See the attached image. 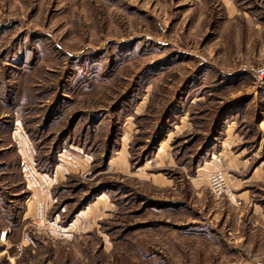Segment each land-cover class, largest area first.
<instances>
[{"label": "rangeland", "instance_id": "374dc122", "mask_svg": "<svg viewBox=\"0 0 264 264\" xmlns=\"http://www.w3.org/2000/svg\"><path fill=\"white\" fill-rule=\"evenodd\" d=\"M0 264H264V0H0Z\"/></svg>", "mask_w": 264, "mask_h": 264}, {"label": "built area", "instance_id": "2783aa9c", "mask_svg": "<svg viewBox=\"0 0 264 264\" xmlns=\"http://www.w3.org/2000/svg\"><path fill=\"white\" fill-rule=\"evenodd\" d=\"M207 181L210 192L214 196L228 199L231 204L236 206L240 204L239 199L228 189L226 180L220 171L209 172Z\"/></svg>", "mask_w": 264, "mask_h": 264}]
</instances>
